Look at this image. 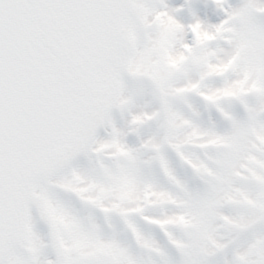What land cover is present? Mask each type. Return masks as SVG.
Masks as SVG:
<instances>
[{
	"label": "snow or ice",
	"instance_id": "snow-or-ice-1",
	"mask_svg": "<svg viewBox=\"0 0 264 264\" xmlns=\"http://www.w3.org/2000/svg\"><path fill=\"white\" fill-rule=\"evenodd\" d=\"M0 264H264V0H0Z\"/></svg>",
	"mask_w": 264,
	"mask_h": 264
}]
</instances>
